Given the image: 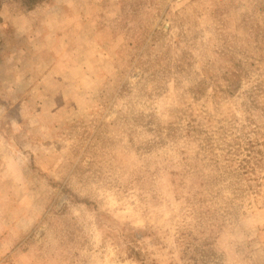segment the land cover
Here are the masks:
<instances>
[{
	"label": "rangeland",
	"instance_id": "1",
	"mask_svg": "<svg viewBox=\"0 0 264 264\" xmlns=\"http://www.w3.org/2000/svg\"><path fill=\"white\" fill-rule=\"evenodd\" d=\"M0 264H264V0H0Z\"/></svg>",
	"mask_w": 264,
	"mask_h": 264
}]
</instances>
